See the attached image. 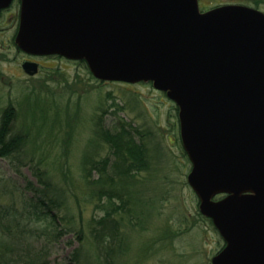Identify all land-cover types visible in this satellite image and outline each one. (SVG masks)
Here are the masks:
<instances>
[{"label":"water","instance_id":"obj_1","mask_svg":"<svg viewBox=\"0 0 264 264\" xmlns=\"http://www.w3.org/2000/svg\"><path fill=\"white\" fill-rule=\"evenodd\" d=\"M15 43L82 59L97 79L164 91L178 108L187 182L225 242L211 264H264L262 11L202 12L198 0H21ZM22 67L37 71L35 62Z\"/></svg>","mask_w":264,"mask_h":264},{"label":"rangeland","instance_id":"obj_2","mask_svg":"<svg viewBox=\"0 0 264 264\" xmlns=\"http://www.w3.org/2000/svg\"><path fill=\"white\" fill-rule=\"evenodd\" d=\"M202 1L207 5L211 0ZM0 43L4 47L0 46V111L8 104L16 108L15 127L27 129L26 151L32 157V162H24L22 156L0 158V254L6 258L2 263L17 260L16 264H26L39 253L48 264H65L81 244L79 229L84 231V250L96 255L88 222L102 212L88 199L81 161L94 136L95 115L106 108L105 126L112 127L118 116L123 117L143 131L150 153L151 167L140 176L149 186L132 204L140 211L145 199L156 202L144 229L130 228L129 236H124L129 239L127 253L116 252L113 259L123 264H211L224 242L196 214L198 199L186 181L191 164L183 155L175 103L150 82L98 83L87 65L58 56L42 57L38 73L29 76L20 67L22 57L15 54L13 42ZM105 153L104 147L100 155ZM32 163L55 173L57 187L67 194L72 222L65 218L48 226L45 218H26L32 211L33 185H37ZM13 206L18 225L12 222L7 231V213Z\"/></svg>","mask_w":264,"mask_h":264},{"label":"trees","instance_id":"obj_3","mask_svg":"<svg viewBox=\"0 0 264 264\" xmlns=\"http://www.w3.org/2000/svg\"><path fill=\"white\" fill-rule=\"evenodd\" d=\"M77 61L86 65L84 60ZM90 75L92 74L90 73ZM102 82L104 81L98 80V83ZM112 104L119 109L123 108L118 105L119 103L113 102ZM57 111L60 113L59 109ZM107 112L106 108H102V112L95 115L94 136L89 140L90 149L86 151L81 161V173L88 199L95 201L96 208L102 212L98 217H94L88 222L89 235L93 238L92 244L96 246V255H88L84 250V245L81 242L84 231L79 229L76 232L77 239L81 244L74 249L65 264H123L122 261H115L113 256L116 252L127 253L129 239L127 241L124 236H127L126 233L129 236L130 228L144 229L145 220L149 215L153 216L155 212L150 213V209L156 206L154 200L144 198L146 208L144 207V210L140 208V211L135 209V204H132V199L145 192L149 186L145 180L140 179L141 173L151 167L150 153L144 133L139 127L131 125L120 116L112 127H106L104 115ZM17 116L18 112L12 104H8L0 111V158L11 156L21 158L22 156L24 162L26 159L32 162V157L29 156V158L26 151L29 133L26 128L25 130H16ZM104 147L106 153L100 155V150ZM183 155L187 157L184 150ZM32 164L34 166L31 170L37 185H33L30 202L32 211L26 218L28 220L45 218L48 220V226L54 221L58 222L65 218L72 222V209L68 204L67 194L57 187L54 181L55 173L47 169L46 166H43L44 168L38 166L41 164ZM51 172L54 173L53 176ZM137 189L139 193H137ZM148 205L149 208H147ZM14 211L16 209L13 206L11 212L7 213L8 219H10L7 222L8 226L5 227L7 231H10L12 222H15ZM141 212L143 215H140ZM196 214L200 219L207 220L213 226L210 219L202 216L199 212ZM15 223L18 225L17 222ZM56 230L59 234L64 233L62 228ZM3 258L5 255L0 254V264H3L2 262L6 259ZM13 261L15 264L17 263V260ZM11 263L12 260L6 261V264ZM26 264H48V261L43 255L37 253Z\"/></svg>","mask_w":264,"mask_h":264},{"label":"flooded vegetation","instance_id":"obj_4","mask_svg":"<svg viewBox=\"0 0 264 264\" xmlns=\"http://www.w3.org/2000/svg\"><path fill=\"white\" fill-rule=\"evenodd\" d=\"M5 2L6 0H0V42H4V40L9 43L13 42L15 46V54H19L22 57L20 67L23 62L32 61L38 64L39 69V67L42 66L40 59L49 55H32L22 51L16 46L15 38L19 30L21 0H9L6 5L4 4ZM202 2V0H198L202 11L228 4H243L259 10L264 8V0H211L207 5H203ZM0 46L3 47L1 43ZM4 51L7 53L10 50L4 49Z\"/></svg>","mask_w":264,"mask_h":264}]
</instances>
